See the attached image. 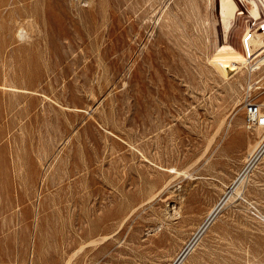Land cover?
Masks as SVG:
<instances>
[{"label": "rangeland", "instance_id": "rangeland-1", "mask_svg": "<svg viewBox=\"0 0 264 264\" xmlns=\"http://www.w3.org/2000/svg\"><path fill=\"white\" fill-rule=\"evenodd\" d=\"M234 1L0 0V264L173 262L264 136ZM239 189L181 264H264V154Z\"/></svg>", "mask_w": 264, "mask_h": 264}, {"label": "bare ground", "instance_id": "bare-ground-1", "mask_svg": "<svg viewBox=\"0 0 264 264\" xmlns=\"http://www.w3.org/2000/svg\"><path fill=\"white\" fill-rule=\"evenodd\" d=\"M238 1L241 2V3H246L247 2V3L251 4L252 10H248L247 9L248 13H249V17L251 19H254V20H259L260 19V13L261 12H260L258 6L256 5V3L253 0H238ZM262 2H264V1H262ZM208 3H210V2H208ZM236 4H237V2H235L234 0H220V2H219V13H224L226 15L225 16L226 18L221 21L225 33H228L230 28H231L232 19H231L230 16L236 15V13H237V5ZM262 8H264V7H262ZM256 36L257 35L251 34L249 31L245 32V34H244V36L242 38V44L245 46V48L247 49L248 52L254 51L255 48L257 47L258 44H255V42L253 40V38H255ZM212 46H213V44H212ZM234 54H236V51L230 45H223V46L219 45V46L215 47L214 55L229 56V55H234ZM262 64H264V57H261V59L258 60L256 66H259V65H262ZM230 66H231V68H237V62L232 61L230 63ZM256 66H254L253 69H255ZM243 108H244V105H243ZM255 128H256V130H257V128H259V130L262 131L261 129L264 128V127L257 126ZM257 131L255 132L256 134H257ZM259 138H260L259 142H257L254 146H252L249 149L248 156L246 157V160H245L246 164H245L243 170L237 175V177L234 179V181L229 186L228 190L224 193V195L220 198V200L217 201L214 205H212V207L207 212V215H206L204 221L200 225L195 227L196 230H195V232H193V234L191 233L193 235L192 239L185 245V247L181 250L180 253L178 252L179 254L173 260V262L169 263V264H181V262H182L183 258L185 257V255L191 250L192 245H193L195 239L197 238V236L204 229L208 228V226L210 225L212 220H214L215 216L217 215V213L219 212L221 207L225 204L226 201H228V199L230 197H232L233 195L234 196L236 195L237 197L243 199L242 193H241L239 188L243 184V181H244V179H245V177L247 175V171H248V169L250 167V164L253 161H255L256 159H258L262 154H264V136L260 135ZM183 173H184V171H183ZM260 216H261V219H264V216H262V214ZM105 239H106V237L103 236L101 241L105 240ZM90 242H92V243L94 242L95 243V241H90ZM81 246H83V245H81ZM82 248L83 247L79 248V250H81ZM66 264H69V261Z\"/></svg>", "mask_w": 264, "mask_h": 264}, {"label": "built area", "instance_id": "built-area-1", "mask_svg": "<svg viewBox=\"0 0 264 264\" xmlns=\"http://www.w3.org/2000/svg\"><path fill=\"white\" fill-rule=\"evenodd\" d=\"M245 126L253 130L257 126L264 127V106L259 103L247 101L244 104Z\"/></svg>", "mask_w": 264, "mask_h": 264}]
</instances>
